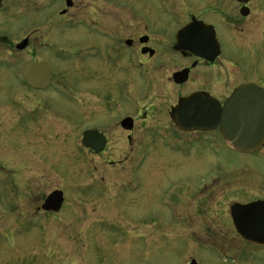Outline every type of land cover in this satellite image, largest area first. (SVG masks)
<instances>
[{
    "label": "rangeland",
    "instance_id": "374dc122",
    "mask_svg": "<svg viewBox=\"0 0 264 264\" xmlns=\"http://www.w3.org/2000/svg\"><path fill=\"white\" fill-rule=\"evenodd\" d=\"M150 1L7 0L0 12V58L4 61L11 55L20 63L45 61L54 86L68 83L71 91L63 96L76 102L79 63L75 56L79 49L91 47L95 39L89 23L86 28L74 24L76 16L97 15L98 21H110L122 31L129 22L130 32L142 34L145 20L140 13L147 14L144 9ZM161 1L177 12L173 17L178 23H171L163 13L158 28L169 27L172 32L189 16L230 0ZM251 9L243 35L218 24L223 57L234 64H225L231 75L221 98L241 83H255L264 90V0H256ZM205 18L215 20L212 15ZM27 35L33 38L31 47L16 53L13 46ZM20 63H0V163L4 168L0 171V264H264V247L240 241L229 220V207L234 203L264 201V148L250 157L238 158L223 151L208 158L207 146L177 153L163 148L159 139L152 141L155 136H146V162L133 169L141 150L132 152V147L148 134L141 132L144 127L134 104L130 114L138 129L130 134L128 159L121 166L111 163L123 159V149L114 145V136L109 137L113 143L107 153L90 155L77 146V125L64 144L52 140L49 147H37L30 143L28 111L37 105V95L52 100L57 93L55 88L46 94L33 93L29 102L20 97L29 94L20 82ZM176 97L158 102L168 109L175 105ZM66 106L70 111V104ZM147 117L146 127H156V114ZM206 173L218 174L219 181L204 197L189 204L187 198L192 193L184 191L192 189ZM131 182L138 184L132 191ZM178 187L184 191L176 196L181 213L175 221L159 201L175 195ZM53 191L63 195L62 210L43 213L39 208Z\"/></svg>",
    "mask_w": 264,
    "mask_h": 264
},
{
    "label": "flooded vegetation",
    "instance_id": "af4514ba",
    "mask_svg": "<svg viewBox=\"0 0 264 264\" xmlns=\"http://www.w3.org/2000/svg\"><path fill=\"white\" fill-rule=\"evenodd\" d=\"M255 1L249 0L246 3L235 0L218 2V4L213 5L214 9L209 6L203 13L189 16L186 22L182 21L172 32L167 30L169 27L158 28L163 23L161 19L168 15V18L173 20L171 23H178L177 19L173 17L177 12L164 6L161 0L150 1V6L144 9L147 14L140 13V17L145 20L142 21L144 27L142 34L130 32L129 22L127 23L125 20L127 26L122 28V31L110 21H98L97 15L76 16L74 24L76 26L83 25V27L85 25L86 28L89 23L90 31L93 37L95 36L90 44L91 47L79 49L75 56L76 61L79 63L75 87L76 102H68L67 99L74 100V98L63 96L64 93L71 91L70 85L63 82V85L54 86L51 73L49 84L44 89H34L22 79L21 67L23 63H46L45 61L20 60V63L17 56L8 55V59L4 60L8 63H4L0 58V63L4 65L16 66L20 63V82L29 93L20 97L25 98L28 102L34 98L33 93L46 94L53 88L57 93L52 100L48 96L45 99H41L39 95L35 97L38 98L37 102L35 101L37 105L32 106L28 111L30 143L37 147H49L52 140L55 144L63 143L67 135H72L70 132H73L74 125H77V128H79L76 134V137L78 136L77 146L90 155L101 156L107 153L109 146L113 143V141L111 143L109 137L114 136V145L117 149L120 147L119 151L123 149L121 154L123 159H117L116 162L112 160L111 163L121 166L128 159V150L131 143L130 134L138 129L136 119L130 114L131 105L134 104L137 105V110L134 112L139 111L138 116L141 117V126L144 127L141 128V132H147L148 134H143L144 137L142 135V140L138 143L139 146L137 144L132 147V152L141 150L138 159L132 165L133 169L141 168L146 162L147 142L145 141L148 136H155L152 141L156 142L159 139L163 148L177 153L185 152L186 154L194 147L207 146L208 151L211 153L210 156L206 155L208 158L219 156L223 151L231 152L238 158L256 155L264 148V145L258 152L253 154H240L227 149L221 141L218 128L182 130L172 122V109L182 98L196 93L205 94L222 106L236 87L244 84L256 85L255 83L238 84L229 95L221 98L227 87V80L231 75L226 63L234 64L228 61V59L231 60L230 58L223 57V45L218 34V24H220L225 30L243 35L246 24L253 14L251 5ZM6 2L7 0H1L0 12L3 11ZM163 13L165 16L162 17ZM149 14L159 15L160 18L152 19L157 16H150ZM206 15H212L216 21L206 19ZM126 17L128 16L126 15ZM191 25H193L192 30L180 34L186 27ZM147 28L149 32L146 31ZM211 35L215 40L214 42L218 44L216 50L211 44ZM22 41H25V47L18 49L17 47ZM32 41L33 38L29 39L28 35L22 37L21 41L13 46V49L16 53L22 52L31 47ZM216 51H218L217 55L214 54ZM14 60L16 61L13 63ZM225 64L227 65L226 68H224ZM212 70H217V73L212 72ZM217 83L218 86L215 85ZM174 92L178 96L175 105L171 104L168 109L163 108L164 105L162 102L159 103L158 100L166 98L171 101L175 97ZM67 103L70 104V111L67 109ZM145 105L148 108H145ZM72 110L75 115L72 114ZM152 112L156 114V119L159 120L154 121L156 127L147 128L146 125L149 124V122L147 123V116L148 114L151 116ZM165 118L169 121H165ZM84 142L91 145L93 149L86 147ZM112 149L114 150V146ZM210 163L214 164L215 162ZM215 168H219V166ZM0 171H4L1 163ZM217 181H219L218 174L206 173L202 180H198L194 184L192 189L184 191L178 187L175 195L172 193L166 195L167 197L160 199L159 204L173 220L179 221L181 204L176 198L178 192L192 193L187 198L190 204L196 197H204L212 184ZM137 186L138 184L131 182L130 191L135 190ZM257 201L261 200L249 201L244 204L234 203L229 207L230 226L235 235L244 244L252 247L254 246L241 239L236 233L231 221L230 210L234 205H247ZM262 202L264 201L262 200ZM201 242L204 244V241Z\"/></svg>",
    "mask_w": 264,
    "mask_h": 264
},
{
    "label": "water",
    "instance_id": "95a60500",
    "mask_svg": "<svg viewBox=\"0 0 264 264\" xmlns=\"http://www.w3.org/2000/svg\"><path fill=\"white\" fill-rule=\"evenodd\" d=\"M235 1L246 3L249 0ZM67 6H70L69 2ZM192 28L193 25L188 26L180 34ZM214 41L211 35V44L216 50L218 45ZM24 47L25 41L17 48ZM214 54L217 55L218 51ZM49 74L44 62H25L21 67L23 80L35 89L48 85ZM172 122L182 130L218 128L223 143L229 149L242 154L257 152L264 144V91L252 84L238 86L222 106L205 94L190 95L180 99L172 109ZM85 146L93 149L87 143ZM62 202V193L54 191L44 199L40 209L57 213ZM230 217L236 233L243 240L254 246H264V202L234 205ZM189 264L196 263L191 261Z\"/></svg>",
    "mask_w": 264,
    "mask_h": 264
},
{
    "label": "bare ground",
    "instance_id": "6f19581e",
    "mask_svg": "<svg viewBox=\"0 0 264 264\" xmlns=\"http://www.w3.org/2000/svg\"><path fill=\"white\" fill-rule=\"evenodd\" d=\"M61 210H62V207H61L60 211H61ZM60 211H59V212H60Z\"/></svg>",
    "mask_w": 264,
    "mask_h": 264
}]
</instances>
